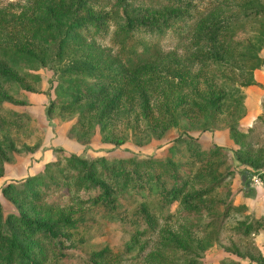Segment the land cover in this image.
<instances>
[{"label": "rangeland", "instance_id": "rangeland-1", "mask_svg": "<svg viewBox=\"0 0 264 264\" xmlns=\"http://www.w3.org/2000/svg\"><path fill=\"white\" fill-rule=\"evenodd\" d=\"M126 1L133 14L154 12L160 18L172 13L168 6H161L162 2ZM181 1L190 6L181 11H187L192 18H214L215 34L226 28V50L231 44L241 54L215 60L208 52L209 44L202 42L196 48L193 41L197 24L191 26L188 38L178 46L169 34H163L156 56L130 73L135 86L148 97V118L139 114L135 99L129 98L122 100L120 113L101 119L100 124L88 128L86 121L75 123V114L63 108L61 97L71 98L65 85L83 87V78L60 77L61 63L51 57L40 64L18 63L23 88L19 84L0 85L9 96L0 102V135L9 137L14 145L0 176V210L3 216L18 214L1 191L5 183L38 173L44 163L61 159L63 153H74L87 159L137 161L170 157L183 163V169L191 167V175L202 178L203 174L202 184L225 177L224 187L203 197L208 203L215 202L214 212L182 219L178 217L180 199L148 201L154 229L145 237L134 238L126 227L136 218L141 202L136 195L126 194L117 200L115 212L123 222L110 219L111 212L102 206L66 204L50 208L46 201H38L35 210L42 215L56 217L61 211H70L75 222L63 231L61 238L60 250L65 259L57 258L49 245L46 264H89V254L103 247L120 255L119 264H264V17L240 18L236 14L238 5L263 7L264 0ZM40 4L41 0H0V45L8 42L35 47L31 36L17 31L21 22L40 14ZM78 12L104 16L98 21L105 35L100 37L89 30L83 43L92 56L101 50L117 59L121 43L112 39L120 18L119 7L111 0H101L84 3ZM49 40L54 47L50 35ZM253 56L261 60L258 65H251ZM208 88L223 93L221 111L214 115L202 101ZM163 106L167 107L165 116L161 112ZM9 111H15V115ZM229 125L233 126L232 131ZM188 137L196 138L203 152L215 146L221 148V160L214 166L188 165L190 158L182 144L171 155L169 148L174 141ZM162 178L169 185V179L165 175ZM225 204L232 206L220 223L218 216ZM23 205L26 213L32 212L27 204ZM239 222L252 223L257 228L242 234L241 229H235ZM2 228L5 229L4 224ZM165 231L172 232L183 248L170 241Z\"/></svg>", "mask_w": 264, "mask_h": 264}, {"label": "trees", "instance_id": "trees-1", "mask_svg": "<svg viewBox=\"0 0 264 264\" xmlns=\"http://www.w3.org/2000/svg\"><path fill=\"white\" fill-rule=\"evenodd\" d=\"M147 1L162 2L161 6H168L172 13L160 18L154 12L151 15L142 12L137 15L131 13L126 0H111L112 4L119 7L120 12L112 39L121 43L119 56L115 59L101 50L97 51V56H92L83 43L89 30L100 37L105 35L98 21L104 19V16H94L90 12L80 15L78 12L84 3H99L101 0H41L40 14L21 22L17 31L31 36L35 47L8 42L0 45V85L19 84L23 88L18 74V63L34 65L40 64L46 57L55 58L61 63L60 77L83 78V87L74 83L66 84L64 90L70 93L71 98L64 100L61 97V100L64 103L63 108L75 114V123L86 121V127L91 128L94 123L100 124L101 119L120 113L123 99L134 98L139 114L148 118V97L142 89L135 86L130 73L156 56L158 40L163 34H169L174 40V45L178 46L188 38L191 26L197 24L193 41L196 48L202 42L209 44L208 52L215 60H226L241 54V50L231 44L226 50L228 30L224 28L222 33L215 34L214 18L208 19L206 15L192 18L187 11H181L190 7L181 0ZM237 7L239 9L236 14L241 16L240 18L264 17V6ZM180 27H184V31L179 29ZM49 35L55 41L54 47H51ZM251 61V65L261 62L256 56H253ZM7 99V91L0 86V102ZM222 99L223 93L213 91L212 88H208L202 95L204 107L213 115L221 111ZM161 112L165 116L167 107L163 106ZM9 114L14 116L15 111H9ZM231 127L233 126L229 125L230 131L233 129ZM0 136L1 176L3 163L10 159L8 152L13 150L14 145L6 135ZM178 144L185 147L186 155L190 158L188 165L201 163L206 164V167L214 166L221 160V148L215 146L203 152L198 148L196 138L191 137L176 139L169 148L174 152H171V155L176 153ZM182 166L183 163H178L170 157L135 161L129 158L87 159L74 153H63L61 159L44 163L38 173L27 175L20 181L5 183L1 191L15 206L18 214L8 213L3 216L0 210V264H46L49 245L54 249L57 258L65 259V253L60 250L61 238L64 236V230L75 225L72 214L70 211H61L56 217L44 216L35 210V203L38 201H46L50 208L66 204L78 207L102 206L111 212L110 219L118 218L123 222L122 217L117 216L115 212L119 204L117 200L126 194L136 195L141 202L135 211V220L126 227L134 238L145 237L154 229L155 221L148 212L151 209L148 201L167 198L166 201L171 202L180 199L178 217L182 219L200 216L204 212L212 214L215 202L208 203L203 197L217 188L224 187L225 177H216L202 184L204 175L200 171L202 178L191 175V167L183 169ZM163 175L169 179V185L164 184ZM199 184L202 186H195ZM23 203L27 204V208H31V215L26 213ZM230 206L232 205H224L218 216L220 223L225 219ZM211 223L212 220L207 223L208 226ZM3 224L5 229L2 228ZM256 228L252 223L243 222H239L235 227L236 231L241 229L242 234H248ZM165 235L176 243V246L183 248L172 232L165 231ZM87 261L89 264H119L120 255L103 247L91 252Z\"/></svg>", "mask_w": 264, "mask_h": 264}]
</instances>
